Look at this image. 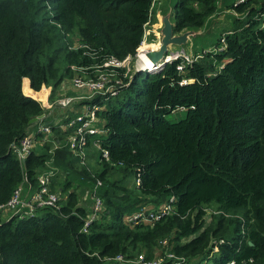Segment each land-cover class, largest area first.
<instances>
[{
  "label": "trees",
  "instance_id": "trees-1",
  "mask_svg": "<svg viewBox=\"0 0 264 264\" xmlns=\"http://www.w3.org/2000/svg\"><path fill=\"white\" fill-rule=\"evenodd\" d=\"M236 2L245 18H236L222 52L206 53L185 73L176 59L130 76L110 62L135 59L155 0H0V206L20 185L36 189L46 172L59 196L25 217L5 218L0 209V264H142L140 255L153 260L160 247L161 264L177 257L180 264H264V28L257 18L264 0ZM172 9L179 34L200 29L217 0H178ZM104 72L119 81L117 94L83 100L103 105L108 133L95 146L98 167L64 145L71 128L59 126L19 161L15 145L46 112L25 93V79L35 92L52 87L54 101L65 79ZM184 75L193 80L181 84ZM178 110L185 116L170 120ZM98 181L103 208L88 223L93 207L81 204L78 190ZM171 196L173 214L126 222Z\"/></svg>",
  "mask_w": 264,
  "mask_h": 264
},
{
  "label": "built area",
  "instance_id": "built-area-1",
  "mask_svg": "<svg viewBox=\"0 0 264 264\" xmlns=\"http://www.w3.org/2000/svg\"><path fill=\"white\" fill-rule=\"evenodd\" d=\"M247 0H237L236 3H243ZM261 27L264 28V20L261 22ZM146 35V33H145ZM144 42L142 43V48H140L136 54L135 59L137 61V71L140 69L141 71H156L162 69L167 63L172 62L176 59H182L180 64L178 65V71L180 73H185L186 66L192 64V62L201 59L208 52H222L225 48H227L226 42V34H223L220 39V45L215 47L213 51H205L204 54H197L196 56H188L184 53H174L172 55H167L165 57V65L158 64L155 65L154 69H145L142 66V62L140 61L142 58V54L147 52V48H143ZM133 57H127L124 61L119 62L115 59L111 60V64L118 67H126L127 73L128 66L126 63L131 62ZM133 59V60H135ZM225 65L223 62L219 69H222ZM192 78H187L182 76L181 84H187L189 81H192ZM64 82V81H63ZM62 82V83H63ZM71 86L78 90H85L88 93V96H85L86 99H91L97 95L106 96V95H116L118 92V87L121 85L118 81L115 83L108 81L107 74H100L96 79L94 78H85L83 76H75L70 79ZM68 87V86H67ZM62 88H66V85H62ZM82 98V97H80ZM80 98H75L74 96H66L65 98L56 100L55 105L60 107L61 109L70 108L76 101H79ZM54 104V103H52ZM102 104L97 103H87L84 105L83 109L72 119H70L66 124L61 125L62 130L66 131L71 128L65 136L64 145H67L73 152V154L80 158L82 162H86L87 160V152L88 148L93 144L98 145V141L100 138L104 137L108 133V129L104 126V122L102 118H100L99 111L102 110ZM46 113L42 116H45ZM40 122L42 119L39 120ZM41 124V123H40ZM37 132L39 135H43L45 140L51 139L54 136V130L49 124L39 125ZM35 133H29L25 136L18 145H15L14 151L19 159V161H24L27 156L30 154L32 149L34 148L37 139ZM104 157H108V151L103 150ZM51 178L52 172L42 173L38 176V185L36 189H33L28 186L25 188L23 185H20L16 191L14 192L13 197L5 204L0 206V209L3 211H9L20 214L22 217L33 215L40 208L51 207L57 205L59 201L58 193L54 192L51 187ZM139 182V181H138ZM98 186L94 188V190L89 191L88 195L93 199L94 206L93 211L88 217V223L91 220H94L99 211L103 208V200L98 195L97 189L101 182L98 181ZM175 196H171L169 200L159 209H155L151 206H144L140 210L130 214L126 217V222L128 224H138L141 222L144 223H153L163 215L173 214L175 212ZM167 240L162 242V245H167ZM169 257L172 258L174 255L169 253ZM118 260H122V256L118 258ZM163 258L155 257L153 260L145 261L143 255H140L137 262L142 264H161ZM182 258H176L174 261L169 264H180Z\"/></svg>",
  "mask_w": 264,
  "mask_h": 264
},
{
  "label": "rangeland",
  "instance_id": "rangeland-1",
  "mask_svg": "<svg viewBox=\"0 0 264 264\" xmlns=\"http://www.w3.org/2000/svg\"><path fill=\"white\" fill-rule=\"evenodd\" d=\"M177 1L178 0H155L152 20L146 26V32H147L146 42L147 43H149V44L153 43L154 45H157L158 43L161 42V38H162L161 30L163 28L162 19L166 15L165 13L167 11H169L175 5V3ZM217 1L218 2L220 1V7L218 5V7H217L218 11L216 10L217 13L215 14V16L212 19H210V24L212 21H214L215 23H212L211 25H208V27H207L206 26V24L208 22V20H207V22L200 28L201 31L199 29L198 30L199 32H197L195 35H193L191 37L188 44H185L182 46L172 45L170 47V53L184 50L186 54H190V55H192V54L196 55L197 53L204 54L205 51H213L215 47L220 45L221 35L224 33L223 29L225 28V26L231 28V26L234 24V22L236 20L237 15L236 16L233 15L232 11H227V10L225 11L227 5L232 4V2L234 0H217ZM221 3H223V6H221ZM258 17H260L262 20H264V15H262L261 13L257 16V18ZM239 18H241V16H239ZM244 18H245V15H244ZM222 20H225V21H222ZM78 40H79V37L74 36V38L71 39V45L78 46V44H79ZM143 42H145V38H144ZM137 61H138V59L133 60V58H132L131 62H128V63H126L127 65H125V66L130 65L128 67V70L130 71V76L137 72V69H136L137 68ZM138 70L141 71L140 69H138ZM104 73L106 74V72H104ZM110 80H111V77H108L109 82H110ZM63 84L66 85L65 89L62 88ZM67 86L72 88L71 83H70V79L64 80V82L60 85V87L62 89H60V87H59V89L56 91L54 101L51 100V102L54 103V106H53L54 114H53V116L49 117V115L45 114V116L43 118H41L42 121L40 122L41 123L40 126L45 125V124H49L52 126L57 125L56 121L53 117L58 116V112L61 111V108L58 107L57 105H55V104H57L56 100L65 98L66 96H73V95H77L80 97L88 96V94H87L88 92L85 90L82 93L80 92L78 94L77 93L71 94L70 93L71 91H68ZM49 99H50V96H49ZM47 109H49V108H46V110ZM185 114H186V112L184 110H178L175 113L170 114L168 118L172 121H178V119L183 118L185 116ZM44 140H45L44 136L40 135L38 140H37V143L41 146ZM88 153H89V155H88V158L86 161L87 162L86 165H88L89 167H92L93 169L95 167H98V160H99V153H100L99 149L96 148L95 145L92 144L88 148ZM78 192L80 194L81 204L87 205L89 209L94 206L92 204L93 202L91 201L90 196L88 195L89 190L79 189ZM64 203H65L64 200L60 201V205H63ZM12 213H13V211L12 212L4 211V217L8 218L9 215H11ZM161 249H163V247H160L159 252L157 253V257L163 258L165 256V254H167V252L163 253V251L161 252Z\"/></svg>",
  "mask_w": 264,
  "mask_h": 264
},
{
  "label": "crops",
  "instance_id": "crops-1",
  "mask_svg": "<svg viewBox=\"0 0 264 264\" xmlns=\"http://www.w3.org/2000/svg\"><path fill=\"white\" fill-rule=\"evenodd\" d=\"M237 0H234L233 2L235 3ZM232 2V4H229V5H227V7H226V9H225V11L227 10V11H232V14L233 15H237L236 16V18H239V16H241V18L243 19L244 18V14H240V13H237L236 11H234L233 10V7H232V5L234 4ZM155 4V3H154ZM218 5H219V7H220V1L218 2L217 1V7H218ZM221 6H223V3H221ZM173 8V7H172ZM170 9L169 11H167L165 14H168V13H170V18H171V20H172V10L173 9ZM218 11V10H217ZM217 11L212 15V16H210L209 18H208V22H207V24H206V26L208 27V25H211L212 23H215L214 21H212L211 22V24H210V19H212L214 16H215V14L217 13ZM262 15H264V13L262 14ZM222 21H225V20H222ZM173 22V21H172ZM162 23H163V21H162ZM234 25V24H233ZM233 25L231 26V28H229V27H227V26H225V28L223 29V34H225V33H227L228 31H230L231 29H232V27H233ZM190 30H193L194 32H199L198 30H194V29H190ZM186 31H188V30H186ZM200 31H201V29H200ZM185 32V31H184ZM183 33V32H182ZM195 33V34H196ZM179 34H181V33H179ZM222 34V35H223ZM222 35H221V37H222ZM146 37H147V32H146V35H145V42H144V44H147V45H150L151 46V49L152 48H154L152 45H153V43H151V44H149V43H147L146 42ZM192 37V36H191ZM191 37L189 38V40H188V42H187V44L189 43V41H190V39H191ZM174 53H184V54H186L185 53V51L184 50H182V51H177V52H171L170 53V55H172V54H174ZM197 54H200V53H197ZM196 54V55H197ZM186 55H188V56H196V55H194V54H192V55H190V54H186ZM28 88V89H27ZM24 91H26L25 93L26 94H29V95H32V96H34V97H36L37 99H39L40 101H42V103L44 104V107H45V110H46V108H49V109H47L46 110V114L47 115H49V117H52L53 116V114H54V108H53V106H54V104H52V102L49 100V96H50V94H51V91H52V87H49V88H44V90L42 91H40V92H35V91H33L32 90V88L30 87V83H29V80L26 78L25 79V81H24ZM60 89H62L61 87H60ZM68 91H71L70 93L71 94H78V93H82L84 90H78V89H76V88H70V87H68ZM75 98H80V96H77V95H73ZM85 96H83L82 98H80V100L79 101H76L70 108H67V109H61V111L60 112H58V116H55V117H53L54 119H55V121H56V124L57 125H50L52 128H53V130H54V128L55 127H60L61 129H62V127H61V125H63V124H66L70 119H72V118H74L82 109H83V107H84V105H86L87 103H85V101L83 102V100H85L86 98H84ZM47 117V116H46ZM39 128L37 127V126H34V127H32L31 128V130H30V132L31 133H35V135L36 134H39L38 132H37V130H38ZM40 136V135H39ZM38 136H37V140H38ZM55 138H57V136L55 135ZM59 141H57V143H58Z\"/></svg>",
  "mask_w": 264,
  "mask_h": 264
},
{
  "label": "water",
  "instance_id": "water-1",
  "mask_svg": "<svg viewBox=\"0 0 264 264\" xmlns=\"http://www.w3.org/2000/svg\"><path fill=\"white\" fill-rule=\"evenodd\" d=\"M163 28L161 30L162 38L158 48H147L146 55L149 57L155 65L162 64L165 65V57L170 55V47L182 46L187 44L189 38L195 35L196 32L193 30L185 31L181 34L174 33V24L170 18V13L166 14L163 19ZM43 115L30 120V124L38 122Z\"/></svg>",
  "mask_w": 264,
  "mask_h": 264
},
{
  "label": "bare ground",
  "instance_id": "bare-ground-1",
  "mask_svg": "<svg viewBox=\"0 0 264 264\" xmlns=\"http://www.w3.org/2000/svg\"><path fill=\"white\" fill-rule=\"evenodd\" d=\"M160 45V43H158L157 45H152L155 49L158 48V46ZM143 48H151L150 45L144 44ZM142 62V66L145 69H154L155 68V63L149 58L147 57L146 53L142 54V58L140 60ZM86 156L88 157V154H86Z\"/></svg>",
  "mask_w": 264,
  "mask_h": 264
}]
</instances>
